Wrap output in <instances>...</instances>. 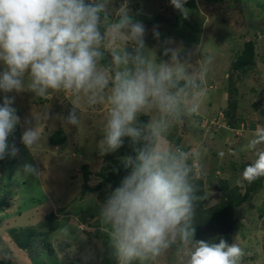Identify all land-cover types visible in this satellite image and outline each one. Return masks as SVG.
<instances>
[{"label":"clouds","instance_id":"9594fccd","mask_svg":"<svg viewBox=\"0 0 264 264\" xmlns=\"http://www.w3.org/2000/svg\"><path fill=\"white\" fill-rule=\"evenodd\" d=\"M107 2L0 0V93L5 94L0 103V159L8 151V137L21 122L13 107L15 96L9 93L28 91L47 98L63 92L73 98L74 105L65 122L78 125L79 100L86 98L89 105H95L104 100L107 89L99 154L115 153L125 146L126 138L130 149V154L120 157L126 174L99 208L118 264H150L178 240L189 249L187 264H240L244 251L237 244L223 238L218 243L194 239L193 216L199 199L195 180L200 175L201 153L185 151L169 139L171 129L184 116L196 119L211 57L196 72L188 71V64L175 50L165 49L163 55L171 52L170 59L158 62L155 49L145 44L143 23L134 20L126 7L113 17ZM170 3L187 17L186 0ZM153 38L158 39L159 33L154 31ZM107 39L124 45L112 51L114 74L100 67ZM149 113L154 114L146 123L139 120ZM42 118L49 119V112ZM219 123L231 130L218 116L215 124ZM242 128L235 131L242 133ZM39 139L35 127L26 128L21 137L29 149ZM257 143L254 139L247 148L254 149ZM15 153L13 147L11 154ZM24 172L39 174L31 164L24 165ZM242 175L249 183L264 176V151Z\"/></svg>","mask_w":264,"mask_h":264},{"label":"rangeland","instance_id":"374dc122","mask_svg":"<svg viewBox=\"0 0 264 264\" xmlns=\"http://www.w3.org/2000/svg\"><path fill=\"white\" fill-rule=\"evenodd\" d=\"M227 2V6H220L209 0H186L184 7L188 9V15L185 18L180 14L179 19H176L179 11L173 8L170 0L107 2L112 4L107 8L113 17L121 7H126L134 20L143 23L145 44L149 49H155L158 62L170 59L171 52L163 55L165 49L175 50L178 58L186 63L187 55L195 52H199L200 62L211 57L202 84L205 95L197 113L199 116L194 114V119L192 115H186V119L171 129L169 139L184 150L197 141L199 147L196 149L201 153L197 161L200 174L218 187L223 179H229L225 184L234 187L240 166L253 163L258 153L264 151V139L260 135L263 133L264 136V0ZM151 22L150 27L147 23ZM154 31L159 33L158 39L153 38ZM204 34L208 37L199 42L200 35L203 38ZM238 39L240 45L235 41ZM252 40L255 64L245 72L237 73L231 69L232 62L237 59L242 43ZM197 43H200L198 48ZM122 47L121 41H105L101 51L106 54L107 63L104 64L102 59L101 69H111L114 74L112 51ZM127 50L131 52V45ZM189 61V72H196L203 65L199 60V65L194 60ZM231 80L234 81L232 93L229 92ZM209 85L214 86L213 89L208 88ZM225 90L223 100L221 92ZM4 95L0 93V103ZM8 95L15 96L13 107L21 122L8 137V151L0 159V201L7 204L0 210V258H8L14 264H118L110 237L103 230L106 226L99 217L100 205L110 191L105 189L81 197L83 168L87 166L93 172L91 181H95L98 180L95 174H100L107 166L104 156L99 154L98 142L103 135L108 110V90L103 94L104 100L95 105H89L86 98L79 100L76 108L78 125L65 122L74 105L73 98L63 92H53L47 98L28 91ZM211 95L212 102L209 101ZM224 109L234 117L240 115L245 119L242 123L246 128L242 133H239L240 129H233L234 134L222 127L223 123L215 124L218 116L225 120ZM46 111L49 119L42 118ZM153 114L141 115L139 119L148 117L149 120ZM240 124L237 128H242ZM28 127H35L40 132L39 141L31 149L21 140ZM58 129L64 131L66 142L62 146H52L48 137ZM254 139L259 143L254 149L247 148ZM13 147L15 155L11 154ZM25 164L35 166L39 174L25 173ZM111 164L120 165V159ZM261 201L262 191H258L250 202L253 207L247 202L235 209L240 225L229 243L243 249L240 264H264V203ZM82 225L84 229L80 230ZM25 228H34L37 234L31 255L18 249L10 236L11 231ZM219 238L218 231L201 240L211 243ZM41 239L51 244V256L42 249ZM188 251V247L178 240L150 264H187Z\"/></svg>","mask_w":264,"mask_h":264},{"label":"trees","instance_id":"16d2710c","mask_svg":"<svg viewBox=\"0 0 264 264\" xmlns=\"http://www.w3.org/2000/svg\"><path fill=\"white\" fill-rule=\"evenodd\" d=\"M213 1L216 4H219L220 6H227L229 2L226 3V0H209ZM208 3V2H207ZM214 5V4H212ZM108 6H112V4H107ZM181 13L178 12L176 15V19H179V15ZM154 22V21H153ZM153 22L147 23L150 27L152 26ZM242 24V23H241ZM233 37H237V35H233ZM165 38V37H163ZM238 41V44L241 43L240 40ZM240 45V44H239ZM193 46V45H192ZM242 47L240 48L239 55L235 61L232 62L231 69L236 71L237 73L241 70L244 71L250 67H252L254 63V56H255V45L254 41H248L245 43H242ZM104 64L107 63V57L106 54L104 55ZM231 87L229 89V92H233V84L234 81L231 80ZM230 101V100H229ZM232 102L230 101L231 105ZM224 116H225V123L227 127L233 129H237V127H240L239 124L244 122L245 119L242 118L240 115L237 117L235 115H231L230 112L227 111V109H224ZM186 117H183V119H186ZM140 121L146 123L148 121V117H143L139 119ZM240 122V123H239ZM243 126V123H242ZM243 128H246V125L244 124ZM261 137L263 136V133H260ZM49 142L52 146H62L66 142V135L63 130L58 129L54 133H52L49 137ZM197 141L195 144L192 143V146L185 149V151H192L197 150L199 146L197 145ZM195 146V147H193ZM130 154V149L128 147V141L126 138L125 146L116 151L115 153L105 155L103 157L104 162H107V166L103 168V172L100 174H95V178L98 180L91 181V177L94 175L93 172H91L87 166L83 168L84 170V179L82 184V192L81 197H84L86 195L96 193V192H102L103 190L107 189L110 192L119 185V182L123 178V176L126 174L125 170L122 168L121 165H112L111 162L117 161V159H120L121 156ZM110 163V164H109ZM191 164L192 161H189ZM249 164H244L243 166H240V174L237 176V183L233 187H229L228 184H225L226 180H222L220 182L219 187L211 181L209 178L203 177L201 174L199 177L195 180V184L197 186V193L196 195L199 197V199L195 202V209H194V216H193V226L195 227V240H201V239H207L210 234L214 232L219 231V236L223 239H225L228 243L232 240L231 236L235 232H238V226L240 225V221L236 219L235 217V209L240 206L242 203H249L250 206L253 207V204L250 203L252 198H254L255 194L258 191H262V201L261 203H264V176H261L251 183H249L247 180L243 178V171L245 167ZM119 167L120 170L118 172L113 171V169ZM93 174V175H92ZM220 173L218 171L216 172V176L218 177ZM220 177V176H219ZM218 177L219 181L221 180ZM207 180V181H206ZM223 186L221 189L220 187ZM242 190L244 191L243 194H241ZM208 191H210L208 193ZM214 192V193H213ZM234 192H237L236 195H234ZM5 201H0V210H2L3 206H6ZM10 236L16 245V247L20 250L27 251L30 255L33 250V244L36 241V231L34 228H25V229H19L14 230L10 232ZM204 237V238H203ZM218 240L211 241V243H218ZM41 246L42 249L48 252V255L51 256L53 254V249L51 244L46 241L45 239H41ZM37 252V251H36ZM0 264H14L13 261H11L8 258H0Z\"/></svg>","mask_w":264,"mask_h":264},{"label":"crops","instance_id":"0c3cea01","mask_svg":"<svg viewBox=\"0 0 264 264\" xmlns=\"http://www.w3.org/2000/svg\"><path fill=\"white\" fill-rule=\"evenodd\" d=\"M161 8H162V7H161ZM201 35H203V34H201ZM201 35H200V37H201ZM200 37H199V40H198L199 42H200L201 40L206 39V37H208V35H207V34H206V35L204 34L203 38H200ZM198 45L200 46V43H199V44L197 43V45H196L197 47H196V48H198ZM192 47H194V46H192ZM209 53H210V52H207L206 54L209 55ZM206 54H205V55H206ZM205 55H203L202 58L205 57ZM187 58H189V60H191V61L194 60V61L197 62V60H199V62H200V59H199V52H195L193 55H190V56L187 55ZM189 60H188L187 64H191V62H190ZM200 63L202 64L203 61L201 60ZM197 64L199 65L198 62H197ZM214 65L217 66L218 64H214ZM225 78H227V77H225ZM211 87H212V85H209V86H208V88H211ZM212 89H213V88H212ZM221 93H222V98H223V100H224V95H225V93H226V90H225L224 92H221ZM209 101L212 102V95L210 96ZM225 101H226V100H225ZM201 104H202V103H201ZM240 125H241V124H240ZM195 148H196V147H195Z\"/></svg>","mask_w":264,"mask_h":264}]
</instances>
